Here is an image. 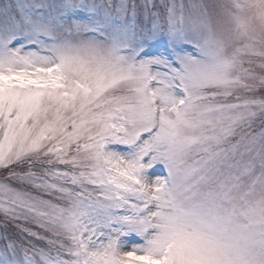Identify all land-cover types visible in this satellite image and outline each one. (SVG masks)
Returning <instances> with one entry per match:
<instances>
[{
    "label": "snow or ice",
    "instance_id": "obj_1",
    "mask_svg": "<svg viewBox=\"0 0 264 264\" xmlns=\"http://www.w3.org/2000/svg\"><path fill=\"white\" fill-rule=\"evenodd\" d=\"M0 264H264V0H0Z\"/></svg>",
    "mask_w": 264,
    "mask_h": 264
}]
</instances>
